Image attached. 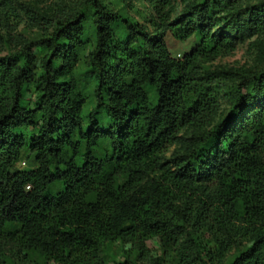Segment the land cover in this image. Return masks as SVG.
<instances>
[{"label": "trees", "instance_id": "obj_1", "mask_svg": "<svg viewBox=\"0 0 264 264\" xmlns=\"http://www.w3.org/2000/svg\"><path fill=\"white\" fill-rule=\"evenodd\" d=\"M145 1L152 31L77 0L0 54V264H264V49L220 115L224 70L207 67L262 30L264 0L172 18ZM166 32L197 44L176 59Z\"/></svg>", "mask_w": 264, "mask_h": 264}, {"label": "rangeland", "instance_id": "obj_2", "mask_svg": "<svg viewBox=\"0 0 264 264\" xmlns=\"http://www.w3.org/2000/svg\"><path fill=\"white\" fill-rule=\"evenodd\" d=\"M195 1L197 0H170L171 18L182 14L185 5ZM258 1L262 0H246L245 5L254 4ZM76 2L77 0H16L14 3L15 11L7 15L6 21L2 19L0 14V54L15 52L21 48L24 42L39 37L44 26V20L41 16L50 19L63 12H70L74 9ZM108 3L114 10L145 24L150 31L154 30L151 26L153 16L145 0H108ZM218 16H225V13H220ZM220 31L228 34L223 30ZM115 36L116 39L122 38L120 30L115 31ZM165 42L170 55L176 59H180L197 44L194 37L179 40L174 38L170 32H166ZM262 49H264V27L260 32H244L241 37L235 40V46L231 52L216 57L207 63V67L211 70H224V73L220 75V89L217 93L220 104L219 115L224 113L230 105L227 94L231 86L237 82L238 78L235 71L258 64ZM85 68V59L81 58L78 63V73L82 79L89 81L90 76L88 72H85ZM80 76L78 75V77ZM26 97L32 99V95L29 93ZM16 168L20 170L31 169L33 164L23 158L16 164ZM149 245L151 248L155 247L154 242ZM138 264L143 263L138 262Z\"/></svg>", "mask_w": 264, "mask_h": 264}]
</instances>
